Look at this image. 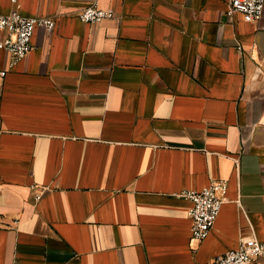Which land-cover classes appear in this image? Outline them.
<instances>
[{
  "label": "crops",
  "instance_id": "crops-1",
  "mask_svg": "<svg viewBox=\"0 0 264 264\" xmlns=\"http://www.w3.org/2000/svg\"><path fill=\"white\" fill-rule=\"evenodd\" d=\"M93 2L115 16L83 22ZM227 5L0 0L56 19L16 64L0 48V264H210L264 240V15ZM216 179L197 241L180 193Z\"/></svg>",
  "mask_w": 264,
  "mask_h": 264
},
{
  "label": "built area",
  "instance_id": "built-area-1",
  "mask_svg": "<svg viewBox=\"0 0 264 264\" xmlns=\"http://www.w3.org/2000/svg\"><path fill=\"white\" fill-rule=\"evenodd\" d=\"M225 11L230 19L240 15L246 21H257L264 15V0H228ZM114 16L113 9L100 7L96 2L79 12L80 20L86 23ZM55 26L56 19L51 16H29L13 9L0 15V29L5 32L0 39V48L8 51L12 64H16L33 48L32 39L38 27L53 29ZM226 189L227 180L216 179L200 189L180 193L192 202L188 212L192 219V239L202 241L209 235L220 213ZM40 196L41 193H37V197ZM260 256H264V240L250 235L244 237L238 247L216 255L210 264H256Z\"/></svg>",
  "mask_w": 264,
  "mask_h": 264
}]
</instances>
